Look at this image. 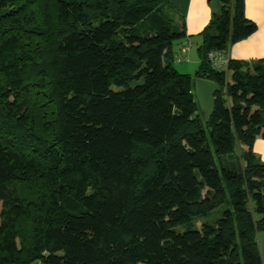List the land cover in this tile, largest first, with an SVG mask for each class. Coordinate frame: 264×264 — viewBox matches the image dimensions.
Wrapping results in <instances>:
<instances>
[{"label":"trees","instance_id":"1","mask_svg":"<svg viewBox=\"0 0 264 264\" xmlns=\"http://www.w3.org/2000/svg\"><path fill=\"white\" fill-rule=\"evenodd\" d=\"M217 1L191 76L170 0H0V264H264V59L212 67L257 31Z\"/></svg>","mask_w":264,"mask_h":264},{"label":"crops","instance_id":"2","mask_svg":"<svg viewBox=\"0 0 264 264\" xmlns=\"http://www.w3.org/2000/svg\"><path fill=\"white\" fill-rule=\"evenodd\" d=\"M170 5L183 19L187 35L193 36L192 43L194 39H197V35L209 25L214 15L208 0H170ZM245 15L257 25V31L249 38L233 44L228 55L231 60L245 62L264 59V0H245ZM182 46L176 49L179 53L178 58L183 56ZM193 48L194 46L192 50ZM196 57L199 61L197 50ZM254 152L264 163V138L256 141Z\"/></svg>","mask_w":264,"mask_h":264},{"label":"water","instance_id":"3","mask_svg":"<svg viewBox=\"0 0 264 264\" xmlns=\"http://www.w3.org/2000/svg\"><path fill=\"white\" fill-rule=\"evenodd\" d=\"M211 7L214 14H219L221 7L217 0L211 3ZM194 92L204 120L209 122L215 108L216 95L222 92V88L215 82L199 78L194 80Z\"/></svg>","mask_w":264,"mask_h":264},{"label":"rangeland","instance_id":"4","mask_svg":"<svg viewBox=\"0 0 264 264\" xmlns=\"http://www.w3.org/2000/svg\"><path fill=\"white\" fill-rule=\"evenodd\" d=\"M197 42H198L197 39H194L193 40L194 44L191 43V45L194 46L192 50L191 62L189 61V63H186V62L178 63L177 61H175L173 64V68L175 71H177L180 74H188L191 76L195 74V72L198 70V65H199L198 64L199 61H197V57H196ZM190 53H191V50L188 54L189 60H190ZM113 89L121 90V88H118V87H113ZM258 241H259L260 251H261L263 262H264V232L261 231L259 233Z\"/></svg>","mask_w":264,"mask_h":264},{"label":"built area","instance_id":"5","mask_svg":"<svg viewBox=\"0 0 264 264\" xmlns=\"http://www.w3.org/2000/svg\"><path fill=\"white\" fill-rule=\"evenodd\" d=\"M191 41H188L186 46L183 48V56L182 57H179L176 59V61L178 63H181V62H189V52L190 50H192V45H191ZM193 44V43H192ZM229 60H230V57L228 55V52L227 54L223 55V54H220L216 51H213L211 52L210 54V61H211V65L212 67L215 69V70H218V71H226L227 70V67H228V64H229Z\"/></svg>","mask_w":264,"mask_h":264}]
</instances>
